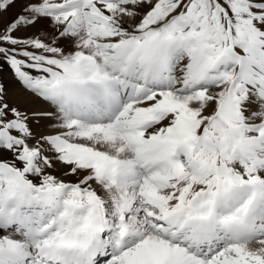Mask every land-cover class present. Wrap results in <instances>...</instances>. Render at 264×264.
<instances>
[{
  "label": "snow or ice",
  "instance_id": "snow-or-ice-1",
  "mask_svg": "<svg viewBox=\"0 0 264 264\" xmlns=\"http://www.w3.org/2000/svg\"><path fill=\"white\" fill-rule=\"evenodd\" d=\"M0 264H264V0H0Z\"/></svg>",
  "mask_w": 264,
  "mask_h": 264
},
{
  "label": "rangeland",
  "instance_id": "rangeland-1",
  "mask_svg": "<svg viewBox=\"0 0 264 264\" xmlns=\"http://www.w3.org/2000/svg\"><path fill=\"white\" fill-rule=\"evenodd\" d=\"M16 11H19L18 7L14 10V12L12 14H14ZM4 79L9 84L10 87L14 86V82L12 81V78L9 74L5 73Z\"/></svg>",
  "mask_w": 264,
  "mask_h": 264
}]
</instances>
